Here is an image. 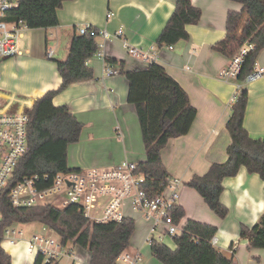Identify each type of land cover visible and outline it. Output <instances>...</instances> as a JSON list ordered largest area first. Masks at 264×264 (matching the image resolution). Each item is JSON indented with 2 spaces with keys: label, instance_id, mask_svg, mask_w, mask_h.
Returning <instances> with one entry per match:
<instances>
[{
  "label": "crops",
  "instance_id": "1",
  "mask_svg": "<svg viewBox=\"0 0 264 264\" xmlns=\"http://www.w3.org/2000/svg\"><path fill=\"white\" fill-rule=\"evenodd\" d=\"M175 1L64 0L56 12L59 21L56 26L21 30L19 53L0 60V88L34 101L47 90L57 89L61 78L55 60H63L67 55L78 24L87 23L110 33L120 28L130 44L144 50L153 46L156 51L153 62L163 66L181 85L197 111L190 130L169 138L161 150V161L168 175L182 180L177 205L184 210V222L193 219L217 226L215 247L226 255L231 253L230 245L237 242L232 264H264V248H248V241L239 236L240 225L252 226L264 213V189L259 175L241 166L235 175L223 179L220 201L228 208L224 219L215 215L202 196L187 185L193 175H201L212 163L226 160L230 137L225 123L231 114L230 98L238 80L224 81L217 76L229 57L213 46L226 34L228 10H239L241 4L233 0H190L200 9L201 17L197 23L185 25L188 38L179 40L170 49L168 45H159L157 39ZM108 11L113 14L110 18L106 15ZM95 39L103 43L104 56L120 71L149 64L128 54L119 37ZM48 47L54 49L50 58L45 55ZM255 59L258 66L264 67V48ZM89 64L93 70L91 78L69 84L52 98L57 106L66 104L82 123L78 141L67 145L68 166L106 167L124 159L143 161L141 129L135 107L127 101L128 82L124 74L103 76L97 60ZM243 88L248 95L243 125L252 138L263 139L264 72ZM20 250V247L8 250L11 264L20 263L22 258H15Z\"/></svg>",
  "mask_w": 264,
  "mask_h": 264
},
{
  "label": "trees",
  "instance_id": "2",
  "mask_svg": "<svg viewBox=\"0 0 264 264\" xmlns=\"http://www.w3.org/2000/svg\"><path fill=\"white\" fill-rule=\"evenodd\" d=\"M15 1L16 5H12L4 14L7 23L21 19L27 28L45 29L58 24L56 12L64 0ZM233 1L240 3L241 7L239 10H228L226 34L213 47L224 56L231 57L244 42L253 44V49L244 55L237 75V80L242 81L252 70L257 54L264 48V0ZM171 13L158 36L159 45H174L179 40H186L188 33L185 25L197 23L201 17L200 9L190 0H176ZM67 49L63 60H55L61 85L36 98L29 113L27 152L17 163L14 181L33 174L50 176L70 169L67 145L78 141L82 123L66 104L57 106L52 98L69 84L92 77L93 70L85 64V60L97 49L96 39L89 34L75 33ZM107 60L112 62L111 59ZM121 73L128 82L127 101L135 107L145 148V159L138 163V169L149 178L146 188L151 194H156L162 190L169 176L161 161V150L169 138L190 130L197 111L190 104L185 90L160 64L152 61L145 67L121 70ZM240 93L231 104V114L225 123L230 137L226 160L212 163L205 173L193 175L187 182L220 219L228 214V208L220 201L222 181L235 175L241 166L248 172L258 174L264 189V138H252L245 129L243 118L248 95L244 88ZM172 210L174 221L183 217L184 210L179 205ZM0 214V240L5 227L38 221L53 230L62 245L71 241L73 245L87 249L88 264H114L118 253L130 247L134 226V221L129 218L117 223L90 222L75 205L65 208L52 205L12 208L5 192L0 195ZM183 226V233L172 238L174 247L151 243L150 253L155 260L161 264L233 263V251L226 255L210 242L217 226L193 219H187ZM239 236L248 241V248H264V213L252 226L240 225ZM41 262L42 257L38 254L32 264H50ZM0 264H11L10 254L2 248Z\"/></svg>",
  "mask_w": 264,
  "mask_h": 264
},
{
  "label": "built area",
  "instance_id": "3",
  "mask_svg": "<svg viewBox=\"0 0 264 264\" xmlns=\"http://www.w3.org/2000/svg\"><path fill=\"white\" fill-rule=\"evenodd\" d=\"M12 5H16V2L0 0V60L19 53L18 39L21 36V30L26 28L21 19L12 23L4 20L6 10ZM106 15L110 18L113 14L108 11ZM75 32L94 37L99 36L103 40L119 37L122 39V47L128 54L148 62L156 58L153 46L144 50L130 44L124 38V32L120 28L110 33L104 28L83 23L75 27ZM102 46L101 41H96L97 49L85 60V64L90 66V62L97 60L102 66L103 76L119 74L120 69L110 64L104 56ZM168 47L172 49V45ZM253 47V44L244 42L239 50L229 57V62L218 71L217 76L224 81L237 80L244 61L243 57ZM46 49L45 55L52 57L54 49L49 47ZM186 69L190 70L188 66ZM263 72L264 67L254 63L252 70L245 75L244 80L235 81L230 103L237 100L241 89L247 82L261 77ZM33 104L32 99L0 88V195L3 192L6 193V198L12 208L37 205L55 206L53 201H46L52 197L56 202H60L61 208L75 205L83 217L90 222L117 223L129 218L135 223L142 220L147 225V233L142 245L151 246L152 242L164 243L167 236L173 238L183 233L184 222L182 224L181 219L174 221L172 215V209L177 205L180 196L179 189L182 180L168 176L162 190L151 194L146 188L149 180L147 174L140 171L138 163L134 161L124 159L112 166L70 168L50 176L33 174V176H25L14 181L13 176L17 163L27 152V126ZM1 221L2 215L0 214V223ZM12 225L2 230L0 248L9 253L10 248L20 247L19 253L15 254L16 259H30L32 264L39 254L42 257L41 263L52 264L57 263V260L64 256L68 264H75L72 251L70 249L65 251V245H62L59 237L56 239L51 235L55 233L53 230L41 225L30 240L20 237L17 239V234L21 235L22 231L17 232ZM216 239L215 236L210 239L214 246L217 243ZM142 245L132 250L127 248L118 253L114 264H148L142 260ZM237 245L238 243L234 242L230 251L232 252Z\"/></svg>",
  "mask_w": 264,
  "mask_h": 264
},
{
  "label": "rangeland",
  "instance_id": "4",
  "mask_svg": "<svg viewBox=\"0 0 264 264\" xmlns=\"http://www.w3.org/2000/svg\"><path fill=\"white\" fill-rule=\"evenodd\" d=\"M46 201H53L55 206L57 208H61L60 202H56L52 197L48 198ZM215 216V215H214ZM184 219H181V223L183 224ZM146 223L142 220H138L134 223L133 231L130 237V247L129 250H132L134 247H140L142 245L141 243L143 242L144 236L147 233V227ZM41 227V223L38 221L35 222H30V223H18V224H13L12 228H14L17 232L22 231V234H17V239L23 238L26 240H30V238L39 230ZM51 234V233H50ZM51 235L54 236V238H58V235L56 233H52ZM164 243L166 245H169L171 247H174V243L172 242V238L167 236L165 239ZM141 254L143 257V262H146L148 264H161L159 261L155 260L153 258L152 254L150 253V246L148 244H143L141 246ZM69 249L72 251L75 260V264H88V259H89V251L87 249H82L79 248L76 245H73L71 241H68L65 245V251H69ZM58 264H68L67 263V258L62 256L57 260ZM13 264V261H12ZM19 264H31L30 259H25L22 258ZM70 264V263H69Z\"/></svg>",
  "mask_w": 264,
  "mask_h": 264
}]
</instances>
